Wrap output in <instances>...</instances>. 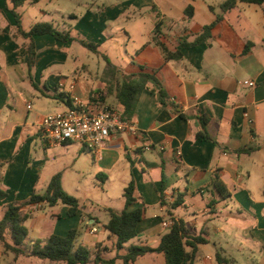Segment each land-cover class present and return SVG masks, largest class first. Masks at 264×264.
Masks as SVG:
<instances>
[{
    "label": "crops",
    "instance_id": "1",
    "mask_svg": "<svg viewBox=\"0 0 264 264\" xmlns=\"http://www.w3.org/2000/svg\"><path fill=\"white\" fill-rule=\"evenodd\" d=\"M224 1L116 2L114 6L119 11L111 19L123 17L129 6L136 10L133 15L149 12L153 21L150 41L136 52L134 60L139 65L132 74L139 73L141 67H146V71L157 67L158 81H149L139 96L130 119L136 132L112 134L98 154L79 142H50L42 132L41 121L47 114L69 108L52 97L57 92L67 94L73 108L80 102L93 113L109 109L121 115L123 107L116 98L115 87L123 80V68L112 63L120 69L112 72L107 63L101 66L98 58L93 60L96 70L93 65H82L66 84L58 68L69 59L65 50L70 43L57 41L51 35L36 36V59L30 71L23 41L2 32L7 26L15 27L14 17L11 16L14 22L0 29V189L7 193V198L0 202L3 215L5 204L22 203L33 193L43 194L57 174L61 175L63 189L65 173L78 179L73 193L80 202L76 215L69 216L65 205L51 207L50 215L39 213L49 207L46 205L25 207L33 213L28 220L29 243L52 234L65 236L77 229L76 246H87L93 260L97 255L111 259L115 252L117 256L124 254V250L118 253L116 238L104 226L110 219L108 209L121 212L125 208L124 190L134 179L135 207H143L144 213L138 235L129 246L155 248L170 229L164 223L183 220L191 235L203 233L208 239L207 244L199 246L192 264H219V250L230 264L236 262L222 244L214 242L209 248L211 238H222L227 246L241 245L242 238L253 239L262 248V262L258 264H264V4L239 2L223 14L224 19L207 43L183 46L211 24L216 14H221ZM189 6L193 8L191 17L186 13ZM234 13L236 16L231 19ZM102 14L105 21H100L101 31L108 26L109 8ZM87 17L99 22L89 14ZM158 23L160 40L170 51L180 50L181 59L165 61L153 40ZM242 23L246 27H241ZM67 25L74 33L71 20ZM248 42L254 46L243 56ZM149 48L152 55L146 52ZM245 80L254 81L255 87L244 86ZM43 99L56 102L53 112L46 113ZM202 120L206 121L205 128ZM204 131L209 139L198 137ZM247 148L253 150L237 153ZM70 153L74 155L72 159L65 157ZM83 157L88 168L80 165ZM86 173L97 181L82 182L80 179ZM215 178L223 183L228 198L218 195ZM162 196L165 206L161 204ZM168 196L172 201L166 199ZM177 196L182 203L171 209V218L168 209ZM101 216L106 220L102 221ZM45 230L51 232L48 237H43ZM164 262L163 253H149L136 264ZM0 264L51 263L27 256L16 258L0 244Z\"/></svg>",
    "mask_w": 264,
    "mask_h": 264
},
{
    "label": "trees",
    "instance_id": "2",
    "mask_svg": "<svg viewBox=\"0 0 264 264\" xmlns=\"http://www.w3.org/2000/svg\"><path fill=\"white\" fill-rule=\"evenodd\" d=\"M40 0H4L5 8L11 13L15 20V27H5L2 32L11 34L15 40H22L25 48V55L29 70L34 66L36 59L35 37L43 35H51L57 41L63 43L77 42L92 53L101 56L107 63V68L112 72L120 71L112 62L103 56L99 50L101 43L89 41L82 38L79 34L73 33L72 28L59 29L53 23L37 22L28 30L24 29L22 24V14L19 8L26 4H36ZM246 4H264V0H225L221 6V14H216L215 20L203 27L200 34L192 42H184V47H192L198 44L207 43L212 38L213 31L217 25L224 19L223 14L233 10L238 3ZM212 10V8H211ZM214 11V10H213ZM187 16L191 17L193 13L192 6L186 9ZM161 30L160 23L154 29L153 40L161 48L165 61L178 60L183 57V53L178 50L170 51L165 42L160 40ZM254 43L248 42L242 52V55H248L253 48ZM141 67V71L137 74H125L121 83L116 85V98L123 107L121 117L123 119H132L140 94L147 89L149 81L157 79V67L148 68ZM161 95H165L161 90ZM54 99L63 102L67 107L73 108V103L67 94L57 92L52 96ZM203 128L206 121L202 120ZM207 134L200 132L199 138H207ZM253 149L247 148L238 150L237 153H250ZM214 187L221 199L229 197L223 183L215 178ZM137 186L134 179L128 184L124 190L125 208L121 211L108 209L110 219L104 226L112 236L116 238L115 248L118 253L125 251L124 254L115 258L107 259L101 255L92 258V251L85 245L76 246L78 230L71 229L65 236L52 234L47 239L36 240L29 243V229L26 222L33 217L30 209L25 207L30 205H46L55 207L57 205H65L68 209V215H76L80 208L78 199L68 194L61 185V175L53 176L43 194L33 193L28 200L22 203L9 202L5 204V213L0 219V244L6 252H11L16 258L21 256L33 257L39 260L48 261L51 264H136L137 260L149 253H163L165 256L164 264H192L196 257L200 245L208 243V239L204 234L198 236L191 235L185 227L183 220H175L169 231L161 237L159 245L155 248L141 245H131L126 247L138 235L137 228L142 221L144 208L135 207L137 203ZM7 198V193L0 189V202ZM182 203L180 196H177L175 202L168 209L169 216L173 218L171 209H176ZM162 205H166L163 201ZM216 260L219 264H230V262L222 255L221 251H217ZM120 261V262H119Z\"/></svg>",
    "mask_w": 264,
    "mask_h": 264
},
{
    "label": "rangeland",
    "instance_id": "3",
    "mask_svg": "<svg viewBox=\"0 0 264 264\" xmlns=\"http://www.w3.org/2000/svg\"><path fill=\"white\" fill-rule=\"evenodd\" d=\"M122 0H40L37 4H26L25 6L19 9V12L22 13V24L25 29H29L33 24L37 22H49L53 23L59 29L72 28L71 25L67 24L71 20L72 26L74 27V33H79L89 41L101 42L100 51L103 56H106L113 64L123 68L126 74H132L138 70L139 61L134 60L136 52L139 51L145 43L150 41V31L153 25V21L149 12H143L141 15H133L136 11L135 8L129 6V9L124 11L123 17L116 19H111L118 9L115 8L116 2L119 3ZM128 1V0H123ZM222 1V0H220ZM220 3V2H218ZM127 6V8H128ZM108 7L110 15L107 17V28L103 29L100 26V21L104 22V15L102 14L103 10ZM3 13L0 14V29L8 24H11L13 19L11 18V13L5 8L3 1L0 0V11ZM88 14L91 18H95L93 21L87 17ZM236 13L230 17L234 19ZM127 17L129 19H127ZM241 27H246L245 24H241ZM1 35V34H0ZM66 53L69 55L67 63L63 66H59L60 74L63 75V78L66 84H69L72 79L75 77V71L78 73L82 65H87L89 67L93 65V69H97L96 65L93 63V60L99 58L101 66L106 65V61L92 52L88 51L86 48L81 46L77 42H71L70 47L66 48ZM147 54L152 55V50L147 49ZM145 52V53H146ZM102 72V68H100ZM102 83V82H101ZM99 83V85H101ZM45 102L46 113L53 112L57 106L56 102L53 100L43 99ZM73 153L66 154L65 157L72 159ZM83 157L80 161L82 167L88 168V163ZM89 158L92 157L89 156ZM62 169V168H60ZM58 171V170H57ZM56 173V172H54ZM64 190L75 197L74 187L78 183V179L71 178L67 173L64 175ZM82 182L91 184L92 180L95 182L96 179L91 178L86 173L80 179ZM45 189V188H44ZM53 208L47 207L45 210L40 211V214L50 215ZM3 212L0 207V219L2 218ZM108 218V216H107ZM101 220L105 221L106 219L101 216ZM31 222L28 221L26 226L30 228ZM51 233L48 230H45L43 237H48ZM212 243L209 248L212 247V244L215 242L217 244H222V246L236 259V262L233 264H244L247 263L258 264L262 262V248L261 245L254 241L253 239H244L242 238L241 245L233 244L227 246L225 242L222 241V238H211ZM130 244H126L129 246ZM238 247H241L243 250H238ZM243 254V255H242ZM117 252H115L109 258H115Z\"/></svg>",
    "mask_w": 264,
    "mask_h": 264
},
{
    "label": "built area",
    "instance_id": "4",
    "mask_svg": "<svg viewBox=\"0 0 264 264\" xmlns=\"http://www.w3.org/2000/svg\"><path fill=\"white\" fill-rule=\"evenodd\" d=\"M243 85L253 88L255 82L245 80ZM245 116L248 117V114L245 113ZM41 129L47 140L54 144L79 142L94 154L105 148L112 134L136 132L131 120L123 119L120 114L109 109L93 113L80 102L78 107L45 115L41 121ZM166 199L172 201L173 198L168 196ZM174 221L165 222L164 226L170 228Z\"/></svg>",
    "mask_w": 264,
    "mask_h": 264
}]
</instances>
